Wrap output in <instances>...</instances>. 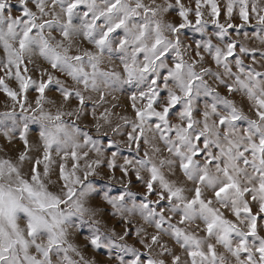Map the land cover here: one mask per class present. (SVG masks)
Masks as SVG:
<instances>
[{"label":"snow or ice","instance_id":"6c2138e0","mask_svg":"<svg viewBox=\"0 0 264 264\" xmlns=\"http://www.w3.org/2000/svg\"><path fill=\"white\" fill-rule=\"evenodd\" d=\"M0 96V264H264V0H0Z\"/></svg>","mask_w":264,"mask_h":264},{"label":"rangeland","instance_id":"374dc122","mask_svg":"<svg viewBox=\"0 0 264 264\" xmlns=\"http://www.w3.org/2000/svg\"><path fill=\"white\" fill-rule=\"evenodd\" d=\"M237 23L239 22L238 20L236 21ZM249 33H251L253 31V28L251 26H249L247 29H246ZM189 35H192L191 33H189ZM123 100V98H122ZM4 110V99L2 96H0V111H3ZM122 109H117V111H121ZM90 119V118H89ZM7 142L4 141L3 139H0V145H4L6 144ZM124 154H128L126 151L124 152Z\"/></svg>","mask_w":264,"mask_h":264}]
</instances>
